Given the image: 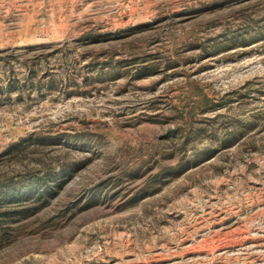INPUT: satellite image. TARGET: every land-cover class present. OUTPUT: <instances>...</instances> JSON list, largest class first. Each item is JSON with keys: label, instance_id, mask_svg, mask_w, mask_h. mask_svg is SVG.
<instances>
[{"label": "rangeland", "instance_id": "rangeland-1", "mask_svg": "<svg viewBox=\"0 0 264 264\" xmlns=\"http://www.w3.org/2000/svg\"><path fill=\"white\" fill-rule=\"evenodd\" d=\"M0 189V264H264V0H0Z\"/></svg>", "mask_w": 264, "mask_h": 264}, {"label": "trees", "instance_id": "trees-1", "mask_svg": "<svg viewBox=\"0 0 264 264\" xmlns=\"http://www.w3.org/2000/svg\"><path fill=\"white\" fill-rule=\"evenodd\" d=\"M26 84H24V85H21V86H19L18 88H20V90H22V89H26ZM52 189V187H50V186H47V188H46V191H48L49 189ZM1 190V189H0ZM39 195L40 196H44V194H45V192L44 191H39ZM3 200H5L4 198H2V193H1V191H0V205H2L3 204ZM11 200H14V199H10L9 201H6V203H8V202H14V201H11ZM4 203H5V201H4Z\"/></svg>", "mask_w": 264, "mask_h": 264}, {"label": "bare ground", "instance_id": "bare-ground-1", "mask_svg": "<svg viewBox=\"0 0 264 264\" xmlns=\"http://www.w3.org/2000/svg\"><path fill=\"white\" fill-rule=\"evenodd\" d=\"M254 255V254H253Z\"/></svg>", "mask_w": 264, "mask_h": 264}]
</instances>
